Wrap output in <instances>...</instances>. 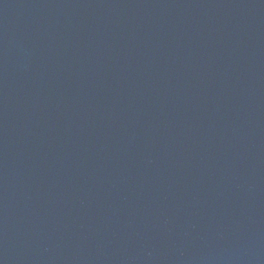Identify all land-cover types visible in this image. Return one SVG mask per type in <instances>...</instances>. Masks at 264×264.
Listing matches in <instances>:
<instances>
[{
  "label": "water",
  "instance_id": "obj_1",
  "mask_svg": "<svg viewBox=\"0 0 264 264\" xmlns=\"http://www.w3.org/2000/svg\"><path fill=\"white\" fill-rule=\"evenodd\" d=\"M0 264H264V0H0Z\"/></svg>",
  "mask_w": 264,
  "mask_h": 264
}]
</instances>
